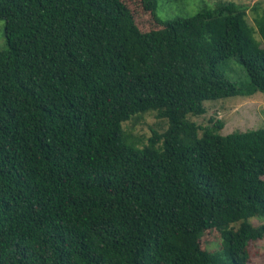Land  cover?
I'll return each mask as SVG.
<instances>
[{
    "label": "trees",
    "instance_id": "1",
    "mask_svg": "<svg viewBox=\"0 0 264 264\" xmlns=\"http://www.w3.org/2000/svg\"><path fill=\"white\" fill-rule=\"evenodd\" d=\"M143 3L150 29L124 0H0V264H247L264 237V126L191 118L264 91V6ZM148 111L168 128L141 144Z\"/></svg>",
    "mask_w": 264,
    "mask_h": 264
},
{
    "label": "rangeland",
    "instance_id": "2",
    "mask_svg": "<svg viewBox=\"0 0 264 264\" xmlns=\"http://www.w3.org/2000/svg\"><path fill=\"white\" fill-rule=\"evenodd\" d=\"M132 9L135 18L141 28L150 29L156 23L150 11H146L143 0H124ZM219 0H157L158 15L163 20H172L178 17L193 15L207 3L214 5ZM247 6L248 20L254 23L255 5L264 6L263 0H235ZM155 22V23H154ZM5 18H0V49L7 45L5 33ZM227 76L238 84H241L248 75L240 61L232 58L224 66ZM206 112L201 115L191 116L198 124L208 125L211 120L224 121L222 134H228L236 130L255 129L264 126V91H257L251 95H234L221 99L205 100ZM126 129L140 138L141 144L148 142L154 131L163 132L168 128L167 119L158 116L157 111H148L127 121ZM256 225L264 223V217L254 218ZM220 236L217 231H209L202 239L203 246L217 250L221 248ZM250 258L247 264H264V237L249 244Z\"/></svg>",
    "mask_w": 264,
    "mask_h": 264
}]
</instances>
